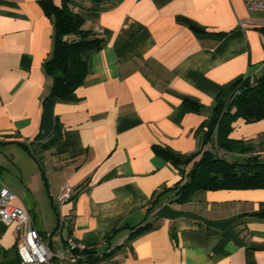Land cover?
<instances>
[{"label":"crops","instance_id":"obj_1","mask_svg":"<svg viewBox=\"0 0 264 264\" xmlns=\"http://www.w3.org/2000/svg\"><path fill=\"white\" fill-rule=\"evenodd\" d=\"M74 10L104 43L76 98L60 100L44 64L51 20L38 0H0V189L16 194L51 249L72 236L112 250L105 264H264V188L187 202L175 188L217 102L237 79L264 74V10L242 0H76ZM230 135L264 154V119H237ZM63 187L72 194L59 204ZM148 221L158 225L133 236ZM16 238L0 219L4 260H16Z\"/></svg>","mask_w":264,"mask_h":264},{"label":"trees","instance_id":"obj_2","mask_svg":"<svg viewBox=\"0 0 264 264\" xmlns=\"http://www.w3.org/2000/svg\"><path fill=\"white\" fill-rule=\"evenodd\" d=\"M44 14L53 24V42L45 69L52 79L50 95L60 100L76 98L75 90L87 75V58L101 48L104 37L82 28L83 18L74 10L76 0H38ZM253 78V77H252ZM241 77L232 84L228 101H218L212 117L203 131V147L198 158L186 172L183 183L175 186L177 201L187 202L200 197L207 190L264 188V154L251 140L232 137V124L237 119L251 123L264 119V74L253 78ZM194 106L193 104H190ZM60 139L58 127L49 139L56 144ZM155 153L166 159L176 160L173 153L153 145ZM154 200L147 208H152ZM158 225L148 221L134 227L133 236ZM112 251V250H111ZM110 251V252H111ZM110 252L97 254L87 247L81 253L80 264H105L101 260ZM16 253V249H15ZM5 251L0 250V264H16V260H4Z\"/></svg>","mask_w":264,"mask_h":264},{"label":"built area","instance_id":"obj_3","mask_svg":"<svg viewBox=\"0 0 264 264\" xmlns=\"http://www.w3.org/2000/svg\"><path fill=\"white\" fill-rule=\"evenodd\" d=\"M248 10H264V0H242ZM249 83L253 84L252 77ZM28 143V141H27ZM68 187H63L56 195L59 204L71 197ZM16 194L8 187L0 189V219L5 223H12L17 231L15 249L18 256L16 264H80L84 258L81 253L88 246L72 236L68 237L56 249L45 245L39 231L32 227L26 207L15 203ZM64 221L59 217L56 229L60 230ZM20 225L23 229L20 230Z\"/></svg>","mask_w":264,"mask_h":264}]
</instances>
